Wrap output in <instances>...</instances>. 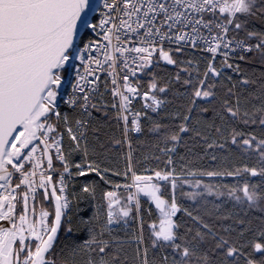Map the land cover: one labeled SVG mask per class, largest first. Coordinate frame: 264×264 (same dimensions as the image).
<instances>
[{"label":"snow or ice","instance_id":"1","mask_svg":"<svg viewBox=\"0 0 264 264\" xmlns=\"http://www.w3.org/2000/svg\"><path fill=\"white\" fill-rule=\"evenodd\" d=\"M0 222V264H264V0H0Z\"/></svg>","mask_w":264,"mask_h":264},{"label":"trees","instance_id":"2","mask_svg":"<svg viewBox=\"0 0 264 264\" xmlns=\"http://www.w3.org/2000/svg\"><path fill=\"white\" fill-rule=\"evenodd\" d=\"M107 131L111 133L112 130H107ZM138 140L139 142L137 140H134L132 144V147L135 150L133 153V163H134L135 170L141 174H148L147 172H145V167L151 169L159 165V167L163 168L162 162L151 160V159L149 160L144 159L145 155L151 156V154L155 151V149H153L152 147V142L150 140H145L143 137H139ZM188 147H192L194 153L202 152V149H200L198 146H194L192 141H188ZM128 151L129 149L127 145H124L122 147L115 146L113 151L108 156V161L110 162V166L117 168L118 170L123 172L125 168V164H126V158H127ZM178 153L191 155V153H187V148L185 147L179 148ZM136 160H139V164L135 163ZM200 163L207 165L211 163V161H208L206 158ZM93 175L94 174H90L89 179H91ZM78 179L83 180L84 178H78ZM113 179L121 183H123L124 181V178L122 176L114 177ZM184 203L188 204L189 202L187 200H184ZM145 207H147V205H145Z\"/></svg>","mask_w":264,"mask_h":264},{"label":"built area","instance_id":"3","mask_svg":"<svg viewBox=\"0 0 264 264\" xmlns=\"http://www.w3.org/2000/svg\"><path fill=\"white\" fill-rule=\"evenodd\" d=\"M96 2L99 3L100 0H96ZM98 14H99L98 12L95 13V15H98ZM77 63H78V62H77ZM73 77H74V73H73ZM66 87H67V85H66ZM69 90H70V88H69ZM0 223H4V222H0Z\"/></svg>","mask_w":264,"mask_h":264}]
</instances>
